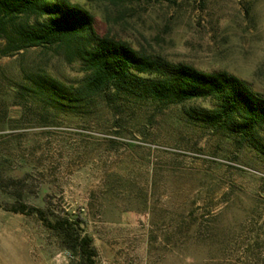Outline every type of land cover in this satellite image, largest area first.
I'll list each match as a JSON object with an SVG mask.
<instances>
[{
  "label": "rangeland",
  "instance_id": "374dc122",
  "mask_svg": "<svg viewBox=\"0 0 264 264\" xmlns=\"http://www.w3.org/2000/svg\"><path fill=\"white\" fill-rule=\"evenodd\" d=\"M97 36L205 72L226 71L264 96V0H70ZM0 264H80L61 235L19 203L69 219L93 239L96 264H264V156L194 122L186 110L101 100L54 113L28 89L65 84L81 65L59 47L2 54Z\"/></svg>",
  "mask_w": 264,
  "mask_h": 264
},
{
  "label": "trees",
  "instance_id": "16d2710c",
  "mask_svg": "<svg viewBox=\"0 0 264 264\" xmlns=\"http://www.w3.org/2000/svg\"><path fill=\"white\" fill-rule=\"evenodd\" d=\"M131 4L139 0H87ZM94 17L70 0H0V41L2 54L34 47H59L81 65L82 78L65 84L49 75H38L32 96H41L47 109L77 113L95 100L109 108L124 102H145L162 106L186 105L200 101L211 107L186 110L191 120L223 132L264 156V96L244 80L226 71L205 72L184 63L146 55L124 41L97 36ZM37 215L44 225L63 238V244L79 255L80 264H96L98 252L93 239L82 236L78 224L69 219L51 223L38 208L19 203L8 210Z\"/></svg>",
  "mask_w": 264,
  "mask_h": 264
}]
</instances>
